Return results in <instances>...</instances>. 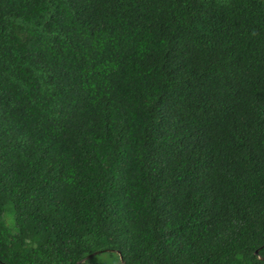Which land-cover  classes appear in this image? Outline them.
I'll return each instance as SVG.
<instances>
[{
    "label": "trees",
    "instance_id": "1",
    "mask_svg": "<svg viewBox=\"0 0 264 264\" xmlns=\"http://www.w3.org/2000/svg\"><path fill=\"white\" fill-rule=\"evenodd\" d=\"M107 249L264 264V0H0V264Z\"/></svg>",
    "mask_w": 264,
    "mask_h": 264
},
{
    "label": "water",
    "instance_id": "2",
    "mask_svg": "<svg viewBox=\"0 0 264 264\" xmlns=\"http://www.w3.org/2000/svg\"><path fill=\"white\" fill-rule=\"evenodd\" d=\"M103 251H109V249H107V250H98V251H95V252L89 254L88 256H86L85 258L81 259L80 261H78L76 264H82V263H84L86 260L92 258V257L95 256V255H98V254L102 253ZM258 252H259V250H257V253H258Z\"/></svg>",
    "mask_w": 264,
    "mask_h": 264
}]
</instances>
